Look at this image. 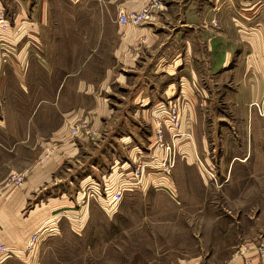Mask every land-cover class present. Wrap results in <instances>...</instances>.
Segmentation results:
<instances>
[{
    "label": "crops",
    "instance_id": "1",
    "mask_svg": "<svg viewBox=\"0 0 264 264\" xmlns=\"http://www.w3.org/2000/svg\"><path fill=\"white\" fill-rule=\"evenodd\" d=\"M50 1L0 0L7 19L5 27L0 28V48L11 64L0 69V94L8 91L5 82L14 75L20 96L33 99L32 104L17 102L15 112L20 122L15 119L11 125L6 123V114L0 118V169L4 170L6 154L16 159L20 150L31 153L25 166L30 173L24 184L2 190V242L18 250L38 224L58 212H54L55 206H80L88 180L94 183L106 173L120 180L130 179L137 162L162 159L156 118L166 125L164 137H172L176 145L177 163L181 159L189 164L197 159L208 165L213 161V153L206 146L203 151L198 147L200 142H207L200 138L198 127L203 121L204 126L208 123L213 127V111L227 113V121L221 119L223 129H243V134L239 130L234 133L237 144L244 143V151L233 154L227 168L219 164V176L228 179L234 163L244 166L250 160H261L262 153L248 145L264 144V0H164L152 21L140 25L119 23L117 16L121 10L141 8L148 0H93L103 12L108 7V14L117 23L115 66L96 86L76 87L82 99L73 104L63 92L45 93L47 87L45 94L38 93L37 100L36 89L26 81L40 77L37 72L33 74L36 65L43 66L46 78L51 76L50 60L45 56V34L51 27L47 20ZM171 102L180 116L176 128L167 114ZM47 113L52 116L51 126L46 125ZM82 117L90 120L96 135H70L71 124ZM37 119L45 121L41 132L33 129ZM224 136L222 132L220 137ZM223 159L221 156L216 161ZM195 165L196 174L206 182L205 168ZM65 166L69 171L65 178H59L58 172ZM3 176L4 171L0 179ZM170 176L146 167L138 186L142 190L166 187L171 180L174 182ZM58 220L59 217L54 223ZM253 239L246 242L248 251L236 253L223 264H243L244 256L252 264H264V257L255 248L258 237ZM34 248L27 254H10L0 264L14 259L32 264L37 254ZM202 262L205 263L200 256H195L176 264Z\"/></svg>",
    "mask_w": 264,
    "mask_h": 264
},
{
    "label": "rangeland",
    "instance_id": "2",
    "mask_svg": "<svg viewBox=\"0 0 264 264\" xmlns=\"http://www.w3.org/2000/svg\"><path fill=\"white\" fill-rule=\"evenodd\" d=\"M99 8L100 5L97 8L93 0L50 1L47 20L51 27L50 32L45 34V56L50 60L51 76L46 78L42 72L45 71L43 66L36 65L32 71L40 77L26 80L31 88L36 89L37 100L38 93L53 90L60 91V94L63 92L70 104L75 100L79 102L82 93L77 92L76 87L83 84L96 86L115 66L113 51L117 43V23L108 14L111 11L108 7L104 8V12ZM142 38L140 40L143 41ZM0 49L1 69L3 65L11 64L5 58L3 49ZM10 71L13 73L12 67ZM61 83L63 86H60ZM17 87L14 75H10L5 82L8 91L0 94V118L6 114V123L10 125L15 119L20 122L15 112L17 102L33 103L30 96L22 98ZM45 87L48 90L44 93ZM20 99L23 100L20 102ZM176 113L180 122L179 112ZM219 114L213 111L212 128L208 123L204 126L203 115L202 126L198 127L200 138L207 140L206 144H198L200 151L206 146V150L213 153V161H209V165L202 164L199 159L193 164L185 163L184 159L177 163L176 145L172 137L169 140L164 137L163 128L166 125L160 123L158 126L157 121L160 120L156 118L157 145L162 149L163 157L153 163H142L171 174L174 182L171 180L164 188L142 190L138 186L142 180L138 181L134 176L135 167L141 162L135 165L130 179L120 180V177L106 173L96 178L94 183L88 180L83 188L80 206L67 207L61 203L55 206L54 212H58L38 224L21 248L16 250L9 246L11 255L14 257L16 252L27 254L36 242L32 244L31 239L36 237V240L39 238L34 245L37 254L32 264H176L195 256L204 260L205 263L201 264H223L224 260L234 257L236 253L248 251L246 242L258 237L255 248L261 256L258 247L264 239V144L248 145L249 149L254 147L262 153L261 160H250L244 166L234 163L228 179L219 176L220 166L227 168L230 157L244 151V143L237 144L234 133L239 130L243 134V129H223L221 119L227 121V113ZM47 115L46 125L51 126L49 121L52 116ZM55 115L53 113V117ZM37 121H34L37 127L33 129L41 132L45 121ZM158 128L161 135L157 132ZM70 131L72 136L79 133L96 135L90 120L85 117L76 119ZM222 132L225 133L223 138L220 137ZM30 154L23 149L16 159L5 155L4 176L0 179L2 190L3 187L15 185L10 177L18 173L24 175L20 186L24 184L30 173V169L25 167ZM221 156L225 159L217 162L216 159ZM195 163L205 168L206 182L203 183L196 174ZM162 164H166V169ZM3 171L0 169V173ZM66 171H69L67 166L58 172L59 178H65ZM138 177L141 178L140 173ZM117 191L118 198L112 204L110 198ZM68 209L74 210V213ZM58 217L60 220L54 223ZM55 225L58 227L55 228ZM6 264L27 263L14 259Z\"/></svg>",
    "mask_w": 264,
    "mask_h": 264
},
{
    "label": "built area",
    "instance_id": "3",
    "mask_svg": "<svg viewBox=\"0 0 264 264\" xmlns=\"http://www.w3.org/2000/svg\"><path fill=\"white\" fill-rule=\"evenodd\" d=\"M163 6H164V0H148L141 8L137 10H130V11L121 10L117 16V21L119 23L131 24V25H140L144 23H149L150 21H152L154 16L158 14V12L163 8ZM6 24H7V19H6L5 12L2 8H0V27L3 28L5 27ZM255 105L258 107L259 112L262 113V109L261 107H259L258 103H256ZM176 112H178L176 104L172 102L169 103L167 113L170 119L169 121H171L174 127H177L179 124L178 115ZM157 123L159 126L160 121H157ZM157 132L159 135H161L160 128L157 129ZM145 164L146 163L141 162L139 163V166L137 165L138 167L137 166L135 167L134 176H136L138 181L140 179L142 180L143 178L144 170H145V167L147 166ZM162 165H165V169H166V164H162ZM139 173H140L141 178L138 177ZM23 178H24L23 173H18V174L12 175L10 177V181L11 183L15 185L20 186L23 182ZM1 193H2V189L0 188V196H1ZM118 195H119V191L115 192L112 195V197L110 198V202H113L112 204L116 203ZM34 241H37L36 237L31 239V243L34 244L33 243ZM34 245L31 248H33ZM258 249H259L261 257H264V239L260 241ZM11 253H12V249L6 243L0 240V260L4 259ZM243 264H252V260L249 257H246Z\"/></svg>",
    "mask_w": 264,
    "mask_h": 264
}]
</instances>
